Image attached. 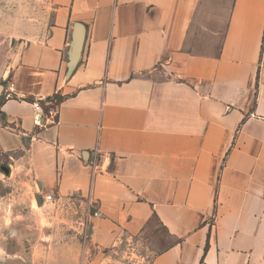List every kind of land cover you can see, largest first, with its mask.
Segmentation results:
<instances>
[{
	"label": "crops",
	"instance_id": "0c3cea01",
	"mask_svg": "<svg viewBox=\"0 0 264 264\" xmlns=\"http://www.w3.org/2000/svg\"><path fill=\"white\" fill-rule=\"evenodd\" d=\"M0 85V158L97 249L264 264V0H0Z\"/></svg>",
	"mask_w": 264,
	"mask_h": 264
},
{
	"label": "rangeland",
	"instance_id": "374dc122",
	"mask_svg": "<svg viewBox=\"0 0 264 264\" xmlns=\"http://www.w3.org/2000/svg\"><path fill=\"white\" fill-rule=\"evenodd\" d=\"M11 163L0 158V264H149L155 247L166 244L146 236L97 249L84 210L53 197L39 204L44 192L33 191Z\"/></svg>",
	"mask_w": 264,
	"mask_h": 264
},
{
	"label": "built area",
	"instance_id": "2783aa9c",
	"mask_svg": "<svg viewBox=\"0 0 264 264\" xmlns=\"http://www.w3.org/2000/svg\"><path fill=\"white\" fill-rule=\"evenodd\" d=\"M33 107H34V116H33V122H34V125L36 127H43V123H42V120L44 118V113H43V109H42V106L40 104V102H34L33 103ZM53 114H57L56 111L53 112ZM52 201V196L51 195H47L45 198H44V202H51Z\"/></svg>",
	"mask_w": 264,
	"mask_h": 264
},
{
	"label": "water",
	"instance_id": "95a60500",
	"mask_svg": "<svg viewBox=\"0 0 264 264\" xmlns=\"http://www.w3.org/2000/svg\"><path fill=\"white\" fill-rule=\"evenodd\" d=\"M1 93H2V86L0 85V95H1ZM36 199L39 202V204H41V200L39 198H37V197H36Z\"/></svg>",
	"mask_w": 264,
	"mask_h": 264
}]
</instances>
